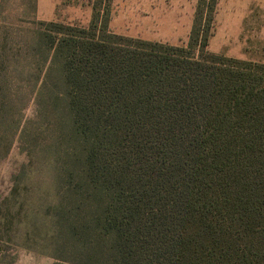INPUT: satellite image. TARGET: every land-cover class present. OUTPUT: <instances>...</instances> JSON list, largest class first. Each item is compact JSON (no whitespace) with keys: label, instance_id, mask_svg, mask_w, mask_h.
I'll use <instances>...</instances> for the list:
<instances>
[{"label":"trees","instance_id":"1","mask_svg":"<svg viewBox=\"0 0 264 264\" xmlns=\"http://www.w3.org/2000/svg\"><path fill=\"white\" fill-rule=\"evenodd\" d=\"M216 5L199 0L185 48L114 34L108 12L32 21L22 58L0 45V161L16 138L28 156L0 245L54 264H264V64L207 51Z\"/></svg>","mask_w":264,"mask_h":264},{"label":"rangeland","instance_id":"2","mask_svg":"<svg viewBox=\"0 0 264 264\" xmlns=\"http://www.w3.org/2000/svg\"><path fill=\"white\" fill-rule=\"evenodd\" d=\"M199 0H3L0 3L1 50L24 55L19 41L31 22H54L87 28L96 15L106 17L109 30L123 37L173 47H187ZM207 51L225 58L264 64V0H217ZM4 68V66H2ZM6 70V69H5ZM24 121H35L37 106L29 87L23 89ZM28 162L16 138L0 161V203L13 188L12 179ZM14 264H54L48 256L0 245V260ZM10 256V257H9Z\"/></svg>","mask_w":264,"mask_h":264}]
</instances>
